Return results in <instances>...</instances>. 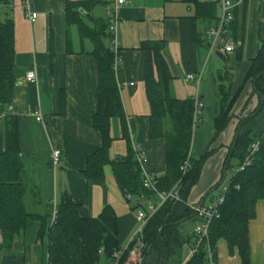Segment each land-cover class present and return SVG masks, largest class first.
<instances>
[{"label": "crops", "instance_id": "0c3cea01", "mask_svg": "<svg viewBox=\"0 0 264 264\" xmlns=\"http://www.w3.org/2000/svg\"><path fill=\"white\" fill-rule=\"evenodd\" d=\"M11 1L15 6L0 13V22L12 25L17 82L10 102L0 103V147L6 117L13 115L17 118L27 210L52 220L65 194L78 204L82 217H97L105 206L111 207L116 215L118 244L126 247L139 225L135 209L148 199L124 193L110 164L103 167L102 180H87L83 175L87 157L100 148L102 140L92 123L97 101V63L91 55L92 42L81 37L78 26L84 23L94 28L96 23H106L105 9L111 0ZM23 1L36 12L32 22L24 17ZM197 2H213L210 13L204 17V10L196 2L184 0H126L121 7L116 31L121 53L114 74L125 125L122 129L121 119L111 118L112 141L108 148V157L113 160L139 147L146 158L140 163L143 173L153 178L165 173L166 142L164 138L150 137L151 105L145 85L149 50L159 46L169 75V94L177 99L192 98L193 109L196 97L201 102L190 155L196 159L212 149L203 162L198 182L187 196L188 204L199 203L221 179L228 146L238 124L242 133L250 134L264 127V95L260 98L254 93L253 82L246 79L251 60L264 39V0H241L235 8L230 33L241 47L232 53H209L205 31L215 24L220 6L218 0ZM68 13L74 20H67ZM194 33L206 41L199 43ZM217 54H222L224 60ZM226 69L231 75L230 92L237 96L229 122L212 140L218 113L216 78ZM28 70L34 71V81L25 79ZM189 74L194 79H187ZM154 75H158L156 70ZM35 112L41 114L40 121ZM55 146L60 147L61 158L53 170L49 154ZM207 163L208 174L203 175ZM194 223L189 220L183 226L191 231ZM38 227V220H28L11 245L0 248V264H46V240L39 238ZM191 255L190 242H186L181 247L179 264ZM248 259L250 264H264V198L256 201L255 215L248 222ZM213 260L214 264H242L237 250L229 248L224 240L217 242Z\"/></svg>", "mask_w": 264, "mask_h": 264}, {"label": "trees", "instance_id": "16d2710c", "mask_svg": "<svg viewBox=\"0 0 264 264\" xmlns=\"http://www.w3.org/2000/svg\"><path fill=\"white\" fill-rule=\"evenodd\" d=\"M184 1L196 2L204 10V17L210 13L209 9L213 6V2ZM67 20L72 21L74 17L68 13ZM78 29L81 37L89 38L93 44L91 55L97 63V101L92 123L100 132L102 140L100 148L86 159L84 177L87 180H102L103 167L110 164L114 177L124 193L148 199L146 203H156L159 200L157 192H168L177 184L179 200L167 199L146 221L140 233L143 242L140 241L142 244L140 246L134 244L137 239H133L126 247L118 244L116 215L108 206H105L97 217H82L78 211V204L72 202L69 195L65 194L57 204L52 220H47L45 215L30 213L25 202L27 188L23 181L17 118L8 115L0 147V248H8L15 236L25 228L27 221L37 218L40 219L38 236L46 240V264H109L115 259L114 253L118 251H120L118 264H122L135 245L139 249L142 248L137 264H163L165 259L166 264H179L181 247L186 242H190V249L195 248L196 235L193 229L202 218L191 209L186 200L191 188L199 180L205 158L211 152L208 150L196 159L189 153L193 130L196 127L193 128V100L192 98L177 99L169 94V75L159 46L150 48L145 69V85L151 105L149 134L151 138L165 139L166 169L162 176L152 177L155 183L154 189L144 187L142 184L144 173L131 149L124 157L113 160L108 157V148L112 141L111 118L118 116L122 122V129L125 125L119 86L116 84L114 74L119 66L121 50L118 47L114 52L107 21L96 23L94 28L79 23ZM194 38L201 44L204 39L206 41L205 37L201 39L195 33ZM240 47L241 45L235 48L236 51ZM155 70L158 75H154ZM230 77L229 69H226L216 78L219 82L218 113L214 118L212 140L229 122L230 110L237 96V93L230 95ZM222 78H225L226 84L222 83ZM246 79L253 82L254 93L262 98L264 39L261 40L258 54L251 60ZM16 82L12 25L10 22H0V103L10 102ZM258 110L259 108L255 112ZM123 134L125 135L124 131ZM256 141L258 145L250 153L249 147ZM232 142L228 147L225 163L230 155L227 168L230 167L229 163L232 159L237 160L236 164L231 166L233 172L229 182L213 198L222 195L223 202L217 207V213L210 220L207 239H203L202 243L198 244L197 250L184 264H210V259L207 257L208 250L211 251L214 259L219 240H224L229 248L237 250L242 264H250L248 222L255 215L256 201L264 198V131L250 134L242 133L240 129L231 148ZM188 154L189 166L183 173L180 166ZM248 156L250 161L245 165L243 162ZM240 166L242 167L239 168ZM223 177L224 174L215 184V189ZM146 203L142 207H145ZM181 219L185 220L177 223ZM189 220L195 221L191 231L183 226Z\"/></svg>", "mask_w": 264, "mask_h": 264}, {"label": "built area", "instance_id": "2783aa9c", "mask_svg": "<svg viewBox=\"0 0 264 264\" xmlns=\"http://www.w3.org/2000/svg\"><path fill=\"white\" fill-rule=\"evenodd\" d=\"M126 3V0H111V3L106 6L105 16L106 21L108 23V31L112 35V46L114 52H116L119 47L118 41L116 38V31L121 20L120 9ZM241 3V0H219L220 6V15L217 18L214 25L207 28L205 31V37L207 38V46L209 53H213L215 51H221L223 53H232L235 48L241 45L240 41L233 39L230 34V28L234 21V10ZM15 4L11 0H0V13L4 11L12 10ZM21 7L24 11V17L32 22L36 18V12L30 8V5L27 1H23L21 3ZM25 79L27 81L35 80V73L33 70H28L25 74ZM187 79H194V76L189 74L187 75ZM200 106L201 102L199 98L196 97L194 99V113H193V128L196 126V123L200 120ZM36 120L40 121L42 119L41 114L39 112H35ZM261 131H264V127ZM258 145V142L251 143L249 150L252 153ZM136 155V159L139 163H142L146 160L144 152L141 148L137 147L134 150ZM189 154L186 156L185 160L180 166L182 172H186L189 166ZM61 158V149L58 146L53 147L50 150L49 154V164L51 169L55 170L60 162ZM250 161L249 156L244 160V164L247 165ZM240 166L239 168H241ZM144 187L154 189L155 183L152 177L144 174V178L142 181ZM177 184L175 187L168 192H157L158 202L152 203L147 202L145 207H139L135 210V219L139 223L134 236L131 238L130 242L133 239H137V236L140 235L143 225L146 221L158 210L160 205L165 202L167 199L179 200V193L176 190ZM223 202V196L219 195L212 204H202L200 207H197L198 203L190 204L192 210H194L202 220L197 223L193 229L196 235V243L195 248L191 250V253L197 250V246L199 243H202L203 239H207L208 236V226L210 220L217 213L216 209ZM55 215V211L53 216ZM52 216V219H53ZM137 242V241H136ZM137 244V243H134ZM138 247L135 245L129 251L128 257H133L137 255ZM120 251L114 253L115 259L112 260L109 264H118V259ZM207 257L210 259V264H214V260L212 259L211 251L208 250Z\"/></svg>", "mask_w": 264, "mask_h": 264}, {"label": "rangeland", "instance_id": "374dc122", "mask_svg": "<svg viewBox=\"0 0 264 264\" xmlns=\"http://www.w3.org/2000/svg\"><path fill=\"white\" fill-rule=\"evenodd\" d=\"M23 13H24V11H23ZM222 80V83H225L226 84V81H225V78H222L221 79ZM217 83H219L218 82V80H217ZM229 91H230V88H229ZM241 92V91H240ZM244 93H245V91H243L242 92V94L240 95L241 97H240V99L241 100H243V97H244ZM233 93H231L230 92V95H232ZM234 95V94H233ZM243 96V97H242ZM193 113H194V109H193ZM195 129V128H194ZM229 147V146H228ZM212 149H210L209 148V151H211ZM199 158V157H198ZM208 158V157H207ZM234 164H236V161L234 160V159H232L231 161H230V163H229V166L230 167H228L227 169H226V175L223 177V179H222V181H221V183L217 186V188L216 189H214L207 197H206V199H205V201H204V203L205 204H212L214 201H215V199H213L215 196H217V194L223 189V187H224V185L226 184V183H228L229 182V179H230V176L232 175V167L231 166H233ZM210 166H209V164L207 163L206 164V166H205V168L203 167V169H202V174L203 175H207L208 174V168H209ZM204 178V177H203ZM184 181V180H183ZM25 202H26V198H25ZM36 220H38L39 221V223H40V219H37V218H35ZM186 229V228H185ZM188 230V229H187ZM185 231V230H184ZM20 233V232H19ZM18 235H20V234H18ZM17 235V236H18ZM16 237V236H15ZM142 242V236L141 235H138L137 236V244H138V246H140V245H142L141 244V242ZM143 243V242H142ZM0 244H1V238H0ZM139 249V248H138ZM141 250H142V248L141 249H139V250H137V255H135V256H133L132 258L131 257H127L126 259H125V261L124 262H122V264H137L138 263V261H139V259H140V255H141Z\"/></svg>", "mask_w": 264, "mask_h": 264}, {"label": "water", "instance_id": "95a60500", "mask_svg": "<svg viewBox=\"0 0 264 264\" xmlns=\"http://www.w3.org/2000/svg\"><path fill=\"white\" fill-rule=\"evenodd\" d=\"M78 10V12L81 14V15H84V16H86V14H85V12L83 11V9L82 8H78L77 9ZM222 60H224V58L222 57L223 55L222 54H217ZM240 126H241V124L239 123L238 124V126H237V130H236V133H235V136H234V139H233V142H232V145H231V148L233 147V145H234V142H235V140H236V138H237V134L239 133V131H240ZM231 154V153H230ZM229 158H230V155L228 156V159H227V161H226V163H225V166H224V174H225V172H226V164H227V162L229 161ZM215 188L213 187L211 190L213 191ZM210 190V191H211ZM207 197V193L202 197V199L199 201V203H198V205H197V207H200L203 203H204V200H205V198ZM185 219H181V220H179V221H177V223H179V222H182V221H184ZM163 264H166V259L163 261Z\"/></svg>", "mask_w": 264, "mask_h": 264}]
</instances>
